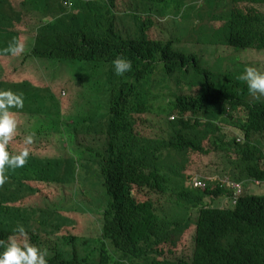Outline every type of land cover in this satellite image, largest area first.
I'll use <instances>...</instances> for the list:
<instances>
[{
  "label": "trees",
  "instance_id": "1",
  "mask_svg": "<svg viewBox=\"0 0 264 264\" xmlns=\"http://www.w3.org/2000/svg\"><path fill=\"white\" fill-rule=\"evenodd\" d=\"M195 1L0 0V89L24 97L11 110L19 123L10 153L34 136L27 164L0 186V241L23 225L48 264H264V194L243 190L264 183V97L238 79L246 66L264 71V0L206 1L219 13L208 14V61L250 50L222 74L159 30L161 19L197 9L193 39L204 37ZM13 41L25 45L15 57L4 51ZM118 56L132 62L123 76L112 65ZM68 73L73 87L62 98L56 86ZM18 74L27 81L16 83ZM197 176L205 188L187 185ZM80 197L88 205L76 206ZM223 197L231 207L214 206ZM89 207L106 208L98 236L86 234ZM183 239L190 254L176 256Z\"/></svg>",
  "mask_w": 264,
  "mask_h": 264
},
{
  "label": "clouds",
  "instance_id": "2",
  "mask_svg": "<svg viewBox=\"0 0 264 264\" xmlns=\"http://www.w3.org/2000/svg\"><path fill=\"white\" fill-rule=\"evenodd\" d=\"M193 3L199 8L198 3ZM190 11L192 10H189L191 19ZM179 18L182 17L179 16ZM4 51L15 57L25 51V45L22 42L13 41ZM112 65L117 76H123L132 70L131 60L120 56L112 61ZM238 79L246 83L250 95L256 96L257 98L264 97V71L257 67L246 66L244 71L238 76ZM23 81H27V79L16 81V83H22ZM29 90L34 89L29 88ZM63 96H65V92L62 93ZM23 108L24 97L22 93L14 92L11 89H0V186L7 179L5 175L7 170L23 168L28 162L30 152L27 145L33 143V135H28L24 138L23 142L25 147L22 150L14 153H10L9 151V146L14 140L19 123L16 113L11 110ZM195 178L199 179L200 177L197 176L193 179ZM193 179L190 180V183H192ZM222 183L224 184L223 181ZM190 186L194 187L193 185ZM205 186L198 188H205ZM238 190H241V188ZM0 248L3 249L0 251V264H48L47 249H42L32 244L23 225L17 226L13 235L8 236L7 241H0Z\"/></svg>",
  "mask_w": 264,
  "mask_h": 264
},
{
  "label": "rangeland",
  "instance_id": "3",
  "mask_svg": "<svg viewBox=\"0 0 264 264\" xmlns=\"http://www.w3.org/2000/svg\"><path fill=\"white\" fill-rule=\"evenodd\" d=\"M204 1L206 2V1H209V0H196L195 1L196 3L199 4V7L202 10V11H200V15L203 17L202 25L206 26V31H205L204 37H201V38H198V39H193L194 37H196V36H198L200 34L199 31H197V29L194 27L195 21L199 20V18H200L198 16L196 17V14L198 13V11H196L197 9L194 10V11H190L191 12V19H187V20L179 18V15H178L179 13L174 12L173 15L170 18H168V21L165 22L166 18L161 19L159 22H164V23L158 24V27H159V30L161 31V33L165 34V35H169L172 32H174L175 41H177L175 46H177L178 48H180V49L182 48V50H184L186 52H192V53H195V54H205L206 57H204V58L201 57V61L203 62L202 65L206 69H208L210 72H214L215 74H222V73L228 72L229 69H231L232 66H235V67L236 66H241L242 65L241 64L242 59H244L245 57L250 55V54H247L250 50L244 51L242 55H239L238 53H236V54H234V58H230L231 55H229L228 57L220 58V59H217V60L212 61V62L208 61L209 60V56H210V53L208 51L211 50L212 48H215V47H210L208 45V44H210L212 42V39H208V37H209L208 35L211 33L210 32V28H211V25L213 26V24H215V22H212L210 20V15L212 14L213 16H217L219 13H218V11H209V10H211V7H214V5L211 4L210 2L209 3H207V2L205 3ZM211 1L212 2H220V0H211ZM127 4L128 3H126L125 5H127ZM208 14H210V15H208ZM193 17H194V19L192 21ZM171 18H173L175 21H173ZM150 34H151V36H155L156 32L154 31V29L151 28ZM198 37H200V36H198ZM213 39H214V37H213ZM199 40H201V42H198ZM234 60H235V65H233ZM217 62L221 63L220 69L222 67L223 71L219 70V64H215ZM237 62H239V63H237ZM27 65H30L32 68H35V66L40 67L41 64H40V62H35V63L29 62L28 64H25L24 67H27ZM1 66H3L2 63H0V67ZM43 67H45V66L43 65ZM49 73H51V72H49ZM32 74L34 75V73H32ZM3 76L5 77V73L0 70V80H3V78H4ZM24 76H25L24 74H18L16 81L27 79ZM99 77L101 78L102 75L99 74ZM193 78H194V76H193ZM198 80H199V78L196 77L195 82H197ZM64 81H65V84H63L61 82V84H60L61 86H58V88H60V90L65 92V96H63L62 98L68 97V91L67 90H71L72 87H73V80L71 79V76H70L69 73L68 74H64ZM0 83H1V81H0ZM18 84H17V87H18ZM154 94H155V96L160 94L159 97L163 98V96L165 94H167V91H161V92H156L155 91ZM159 97H158V102L155 103L157 106L159 105V103H161L163 105H166V103H169L168 96L164 97V99L159 98ZM92 109L93 108L90 105H87L85 107V111L92 110ZM153 116H154V118L152 120H154V122L156 123L155 118H158L157 114L155 113V114H153ZM31 121H32V119H31ZM228 129L230 130L231 128L228 127ZM140 131H141L142 134H146V133L149 132V128L146 127V126H143ZM233 135L234 134H231V138L233 137ZM241 140L243 141V139L240 138L239 142ZM56 152L57 151H55V154H56ZM211 158L218 165L217 169H224L225 165H226V168H227L226 162L224 163L223 160H221V158L218 157L217 153H212ZM184 161H185V156L181 157L180 155L176 154L175 158L173 160V163L175 164L176 167H178L179 165L182 166ZM218 178H219V176L218 177L216 176V177H212L211 179H212V181H215ZM194 180L198 181L196 178ZM187 185L188 186L192 185V183H190V180L187 182ZM257 185H258L257 188H259V189L251 190V188L253 186L251 185V183H249V185L247 187L243 186V190H244V192L246 191L248 193L260 194V195L264 194V185H260V184H257ZM68 191L72 192L71 190H68ZM94 195H96V194H94ZM84 198H85V196H84ZM84 198L80 197L78 199V202L75 205L77 206L78 203L80 204L81 207L84 204L88 205V202L85 201ZM228 202H229V198L228 197H223V198L217 199L214 202V206L219 205L221 208H226V207H229ZM105 209L106 208L100 210L99 208H91V207H89V209L85 210V212H88L89 214H94V215H92V217L90 219V222L88 223L87 230H86V234L87 235H91V234L96 233V235L98 236L100 230H97V228H99L100 225H99L98 220L96 222V219L99 216L98 214L99 213L100 214L103 213L105 211ZM84 222H85L84 219H81V218L77 217L76 218V228L83 226ZM93 222H96L95 223L96 226L92 227L93 228L92 231H89V227H91L93 225ZM98 248H99V244H96V243H92L89 246V249L91 251H94V250L98 251ZM186 248H187V241L183 239V242H182L179 250L177 251L176 256H181V257L188 256L190 254V247H188L187 249Z\"/></svg>",
  "mask_w": 264,
  "mask_h": 264
},
{
  "label": "built area",
  "instance_id": "4",
  "mask_svg": "<svg viewBox=\"0 0 264 264\" xmlns=\"http://www.w3.org/2000/svg\"><path fill=\"white\" fill-rule=\"evenodd\" d=\"M198 181H195L194 179H193V181H192V185L194 186V187H196V188H198V187H204L205 186V183L203 182V181H201L200 179H198V178H196Z\"/></svg>",
  "mask_w": 264,
  "mask_h": 264
},
{
  "label": "bare ground",
  "instance_id": "5",
  "mask_svg": "<svg viewBox=\"0 0 264 264\" xmlns=\"http://www.w3.org/2000/svg\"><path fill=\"white\" fill-rule=\"evenodd\" d=\"M257 184L264 185V183H257Z\"/></svg>",
  "mask_w": 264,
  "mask_h": 264
},
{
  "label": "crops",
  "instance_id": "6",
  "mask_svg": "<svg viewBox=\"0 0 264 264\" xmlns=\"http://www.w3.org/2000/svg\"><path fill=\"white\" fill-rule=\"evenodd\" d=\"M33 84H34V82H33Z\"/></svg>",
  "mask_w": 264,
  "mask_h": 264
}]
</instances>
